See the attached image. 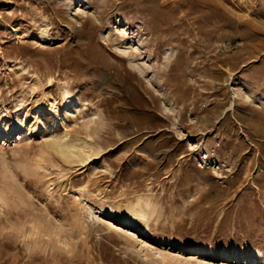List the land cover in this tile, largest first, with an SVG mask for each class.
Listing matches in <instances>:
<instances>
[{
  "label": "rangeland",
  "instance_id": "obj_1",
  "mask_svg": "<svg viewBox=\"0 0 264 264\" xmlns=\"http://www.w3.org/2000/svg\"><path fill=\"white\" fill-rule=\"evenodd\" d=\"M0 264H264V0H0Z\"/></svg>",
  "mask_w": 264,
  "mask_h": 264
},
{
  "label": "bare ground",
  "instance_id": "obj_2",
  "mask_svg": "<svg viewBox=\"0 0 264 264\" xmlns=\"http://www.w3.org/2000/svg\"><path fill=\"white\" fill-rule=\"evenodd\" d=\"M64 155H70L68 152L63 151ZM71 156V155H70Z\"/></svg>",
  "mask_w": 264,
  "mask_h": 264
},
{
  "label": "built area",
  "instance_id": "obj_3",
  "mask_svg": "<svg viewBox=\"0 0 264 264\" xmlns=\"http://www.w3.org/2000/svg\"><path fill=\"white\" fill-rule=\"evenodd\" d=\"M223 46L226 47V46H227V43L224 42V43H223Z\"/></svg>",
  "mask_w": 264,
  "mask_h": 264
}]
</instances>
